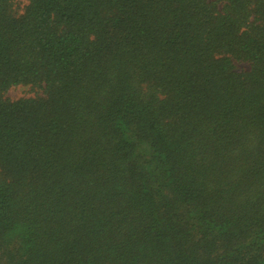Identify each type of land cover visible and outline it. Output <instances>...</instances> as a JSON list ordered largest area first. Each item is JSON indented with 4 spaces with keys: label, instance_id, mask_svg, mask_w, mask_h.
<instances>
[{
    "label": "trees",
    "instance_id": "1",
    "mask_svg": "<svg viewBox=\"0 0 264 264\" xmlns=\"http://www.w3.org/2000/svg\"><path fill=\"white\" fill-rule=\"evenodd\" d=\"M0 264H264V0H0Z\"/></svg>",
    "mask_w": 264,
    "mask_h": 264
},
{
    "label": "rangeland",
    "instance_id": "2",
    "mask_svg": "<svg viewBox=\"0 0 264 264\" xmlns=\"http://www.w3.org/2000/svg\"><path fill=\"white\" fill-rule=\"evenodd\" d=\"M20 3H24V0H19ZM244 63H239V62H235V66L237 68H241L244 67ZM27 87L25 86H17L14 88H11L8 92L7 95L10 96L11 98H18L20 96H24L27 95Z\"/></svg>",
    "mask_w": 264,
    "mask_h": 264
}]
</instances>
